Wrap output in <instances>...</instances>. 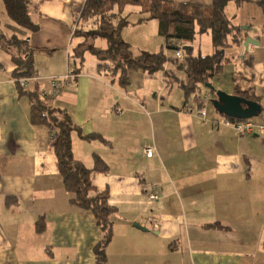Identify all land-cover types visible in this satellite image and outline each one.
<instances>
[{
	"label": "crops",
	"instance_id": "crops-1",
	"mask_svg": "<svg viewBox=\"0 0 264 264\" xmlns=\"http://www.w3.org/2000/svg\"><path fill=\"white\" fill-rule=\"evenodd\" d=\"M86 1L31 0V17L40 29L28 36L41 89H50L53 77L73 75L48 104L66 111L83 135L101 137L87 141L75 133L72 146L74 158L88 169L95 168L96 156L108 166V172H93L90 177V194L106 193L116 209L106 264H264L263 139L238 135L229 126L214 127L211 121L220 119L208 107L209 122L204 123L199 102L190 105L185 94L183 104L164 102L162 95L169 86L162 72H132L130 84L123 87L118 75L102 70L90 52L80 65L75 54L84 38L76 37L75 29ZM122 12L136 19L122 32L130 45L131 28L141 30L146 44L164 38L158 20L138 22L139 6L128 5ZM225 13L242 30V41L225 49L224 70L212 85L262 105L264 10L255 2L241 6L230 2ZM12 24L0 0V33L6 39L14 34ZM173 30L170 27L169 34ZM247 38L255 44L245 47ZM179 47H191L194 57L215 51L211 32L199 34L198 29L191 43ZM133 49L152 51L150 46ZM0 50V264H95L94 249L103 232L92 212L71 203L50 147L49 129L31 123L30 101L18 94L15 51ZM166 70L171 71L168 64ZM158 74L163 81L160 89L150 83ZM201 95L213 98L210 91L202 90ZM143 122L152 129L150 138L139 132ZM152 147L156 155L147 157L144 151ZM177 153L184 163L176 161ZM151 161L166 182L155 177L158 184L150 192L140 182L150 174L144 164ZM152 191L157 200L149 199ZM38 221L45 226L42 233Z\"/></svg>",
	"mask_w": 264,
	"mask_h": 264
},
{
	"label": "trees",
	"instance_id": "trees-1",
	"mask_svg": "<svg viewBox=\"0 0 264 264\" xmlns=\"http://www.w3.org/2000/svg\"><path fill=\"white\" fill-rule=\"evenodd\" d=\"M230 2L238 6L255 2L264 10V0H212L210 5H187L161 2L157 0H87L77 19L76 37H83L75 57L83 64L85 52L97 57L102 70L118 75L119 83L126 87L130 84L129 76L135 71H144L150 75L164 73L165 82L172 84L170 78L176 79L187 98L194 96L203 105L202 88L222 74L225 66V49L240 44L242 30L228 19L225 9ZM5 12L11 22L13 36L7 41L8 51L12 55L17 69L13 73L20 97L30 101V121L34 126H45L51 135L50 147L59 162V171L66 191L71 196V203L81 210L92 212L103 232V239L95 247V264L107 263V247L113 238V222L111 217L116 213L115 207L109 203L106 193L91 195L93 172H108L107 164L98 156L95 157V168L88 169L73 155L72 136L77 134L81 139L92 141L100 139L97 134L83 135L82 129L75 125L69 114L61 109L53 108L39 96V83H24V80L35 76L33 50L30 48L28 33H37L40 27L31 17V0H3ZM139 6L141 17L138 22L158 20L160 33L166 40V47L179 50V44L191 43L197 34L211 32L214 54L206 57H194L191 47L184 51L187 57L180 60L177 57L168 58L165 53L136 52L127 43L122 32L130 25L123 9L128 6ZM170 27L173 33L169 34ZM103 39L108 42L105 49L88 45L89 40ZM170 62H180L179 68L185 72V80L179 81L176 74L166 70ZM75 72L74 74H76ZM175 75V76H174ZM173 80V79H172ZM206 88V87H205ZM211 93V91H210ZM212 97L215 96L211 93ZM232 122L234 119L228 118ZM44 224L37 223L39 233L44 231Z\"/></svg>",
	"mask_w": 264,
	"mask_h": 264
},
{
	"label": "rangeland",
	"instance_id": "rangeland-1",
	"mask_svg": "<svg viewBox=\"0 0 264 264\" xmlns=\"http://www.w3.org/2000/svg\"><path fill=\"white\" fill-rule=\"evenodd\" d=\"M134 18L135 17L133 15L131 17H129L128 18L129 22H132V21L136 20ZM130 31H131L130 38L134 42V45L131 44V46L133 48L136 47L138 49L139 46H150V49L152 51H146V52H150V53L163 52L164 53V50H165L166 53H167V55H169V57H171V58H175L176 57L175 51L174 50H170V49H168L166 47V40H165V38H160L159 37L158 38L159 39L158 41L157 40H153L154 41L153 44L152 43L151 44H146L140 38L141 30L139 28H131ZM9 39L10 38H7L6 39L0 33V47H1V49L7 50V48H9V46H7V41ZM155 39H157V38H155ZM87 44L88 45H91V46L102 47V48H105L108 45L107 41H104L103 39H98L97 41H95V40H89ZM92 59L93 60H96V58L94 56H92ZM89 61H91L90 56L88 57V62ZM179 63L180 62H175V63L170 62L168 65L170 66L171 71L176 74L178 80L179 81H184L185 80V72L179 68V65H180ZM106 75H107V77H110V78H113L114 77L113 75H110L108 73ZM169 80L173 81L174 83H172V84H169V83L166 84L165 83V86H167V87L169 86V88H168V91H166L165 94L162 95V97H164V102L167 103L170 100H179L180 102H182L181 99L184 96L183 89L179 88V83H178V81H176V79L170 78ZM150 83H152V85H154L155 88L160 89L162 87V85H163L162 84L163 81H162L161 75L160 74L156 75V77H154V79H152V81ZM214 83H215V81H214ZM202 90L204 92H208L209 91L207 88H205V86L202 88ZM193 101H194V96L190 97L189 104L192 105ZM182 104H183V102H182ZM262 107H263V110H262L261 114H259L258 116L250 119L249 121L253 122L257 126L256 132L253 135H257L258 136V139H263V142L262 143H264V133H262L259 130V128H258L259 126L264 127V100L262 102ZM208 109L210 110V113L211 114L215 115L220 120L223 119V118H225V116H223L222 114H220L216 110V108L214 107V105H213V103L211 101L208 103ZM142 119L144 120V118H142ZM139 125H140L139 132L140 133H144L146 136H148L150 138V136L152 134V129L149 128V126L145 125L144 122L143 123H140ZM159 131L162 134V131L160 130V127H159ZM151 149L154 150V155H156V153H155L156 152V149L154 147H152ZM174 158L180 164L185 162V159L179 153H177L176 155H174ZM144 167L148 171H151V172H150L149 175H147L145 181H142L140 183L144 186V189L146 188V189H148L151 192V190H154V187H156L155 185L158 184V182L155 183V177L158 179V181H161V180L164 181L166 178H164V174H163L162 170L157 168L158 166L155 164L154 161L145 163L144 164ZM139 181H140V179H139ZM164 182H166V180ZM135 224H137V223H134L133 225H135Z\"/></svg>",
	"mask_w": 264,
	"mask_h": 264
},
{
	"label": "built area",
	"instance_id": "built-area-1",
	"mask_svg": "<svg viewBox=\"0 0 264 264\" xmlns=\"http://www.w3.org/2000/svg\"><path fill=\"white\" fill-rule=\"evenodd\" d=\"M176 57L180 60L185 59L184 52H183V49L181 47L176 52ZM72 77H73V75L68 73L67 75H65L63 77L51 78L49 80L50 89H48V90L47 89H40L39 96L45 100H51V99L55 98L57 95H59L61 93L64 86L71 81ZM23 82L26 83L27 85L29 83L33 84V83L37 82V78H36V76H34L32 79H27V80H24ZM209 102H210L209 96H205L204 100H203V105L199 109V116L201 117V119L203 120L204 123L209 122L207 119V115H208L207 107H208ZM211 123L214 127L229 126V127L233 128L235 133L238 135H253L257 129V126L249 120L232 122L228 118L225 117L221 120H218V119L212 120ZM258 128L262 133H264V127L259 126ZM144 152L147 155V157H152V155L154 154L153 149H146ZM149 199L154 201V200L158 199V196L155 193H152L149 196Z\"/></svg>",
	"mask_w": 264,
	"mask_h": 264
},
{
	"label": "water",
	"instance_id": "water-1",
	"mask_svg": "<svg viewBox=\"0 0 264 264\" xmlns=\"http://www.w3.org/2000/svg\"><path fill=\"white\" fill-rule=\"evenodd\" d=\"M254 42L252 38H247L244 46L248 47L255 44ZM187 49L188 47L183 48L184 51H187ZM205 87L215 96L210 101L216 110L226 118H231L235 121H247L261 114L263 110L262 105L257 101H252L239 95H230L224 91H218L210 83L205 84ZM134 226L146 231V229L141 228L138 224Z\"/></svg>",
	"mask_w": 264,
	"mask_h": 264
}]
</instances>
